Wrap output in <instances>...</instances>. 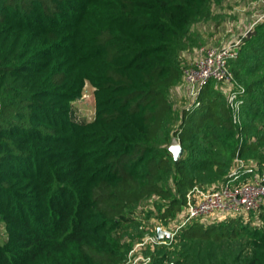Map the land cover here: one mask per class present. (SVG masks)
I'll return each instance as SVG.
<instances>
[{"label": "trees", "instance_id": "obj_1", "mask_svg": "<svg viewBox=\"0 0 264 264\" xmlns=\"http://www.w3.org/2000/svg\"><path fill=\"white\" fill-rule=\"evenodd\" d=\"M219 1L0 0V264H122L133 245L114 234L134 207L157 198L165 224L189 187L216 185L257 151L264 21L228 61L244 86L239 122L209 81L166 125L178 51ZM87 83L88 121L73 107ZM243 216L194 219L174 248L165 239L143 252L149 264H264V204Z\"/></svg>", "mask_w": 264, "mask_h": 264}, {"label": "built area", "instance_id": "obj_2", "mask_svg": "<svg viewBox=\"0 0 264 264\" xmlns=\"http://www.w3.org/2000/svg\"><path fill=\"white\" fill-rule=\"evenodd\" d=\"M262 2L264 3V0ZM263 20L264 12L257 14L254 21L247 26L244 34H247L258 22ZM236 44L238 41L220 47H199L193 64L182 69V78L191 94L193 93L192 97L196 95L200 87L209 81L228 85V94L225 95L226 103L231 109L233 121L238 123L244 89L235 87L236 82L228 69V61L237 57ZM263 204L264 170L250 164L232 166L227 177L214 186L204 188L193 184L189 187L184 195L182 210L171 221V227H160L170 234L168 238L170 241L182 226L194 219L221 221L228 217L246 215L249 211H257ZM157 227L154 230L139 227L145 232L142 234L141 240L129 249L123 264L150 263L151 257L145 255L143 250L147 246L153 247L166 242L165 238L157 239Z\"/></svg>", "mask_w": 264, "mask_h": 264}, {"label": "rangeland", "instance_id": "obj_3", "mask_svg": "<svg viewBox=\"0 0 264 264\" xmlns=\"http://www.w3.org/2000/svg\"><path fill=\"white\" fill-rule=\"evenodd\" d=\"M262 12H264V3L262 0H220L219 2H212L210 4L209 16L197 21L194 23V25H192L190 28L191 32H193L191 34L192 37L190 36V38L185 41L183 46L178 51V63L181 70L184 67L193 64V61L197 56V49L199 47H220L227 43L238 41V44L235 46L238 53L242 39L248 34H244L247 26L252 21H254L257 14ZM213 82L214 87H216L221 93L224 95L228 94V85H224L221 82ZM235 82V87H241L244 89V86L240 82L237 80H235ZM192 94L182 76L181 79L175 83V85L170 87L167 93V99L172 112L169 119H167V128L172 127L177 123V119H175L176 115L179 113V111H181V109H185L192 101V99L195 97H192ZM73 107L75 108V114L77 118H81L86 121L93 118L94 101L92 87L89 85V83L84 86L81 96L73 103ZM262 127L264 126L259 125L258 129ZM260 133L264 135V130L253 132L251 134L252 140L254 139V141H257L258 136L261 135ZM259 155H261L262 159L264 160V141L258 145L257 151H254V153H249L248 157H236L233 162V166H244L250 164L258 167L257 162L261 158ZM208 184L210 183H205L204 185ZM156 199L157 198L152 197L141 203L142 205L140 208H138V206L134 207V210H132L131 214L134 218L132 217L129 218V220L122 221L120 227L114 234L115 237L121 238L126 232L124 241H128L131 238V240L127 243L130 244L131 247L141 240L142 234L145 232L139 229L140 226L151 228L152 230H154V228L157 226L171 227V221L174 220L173 218L166 220V223L164 224V222L158 220L155 217L154 213L158 212L154 204ZM146 209H151L152 213L147 215L145 212ZM131 220H133L134 223H132ZM208 220L205 222H208ZM243 220L245 221L244 217ZM174 236L175 234L170 241L166 242L165 245L174 248V245L176 244ZM3 237L4 233L0 225V240H3ZM228 245V242H223L220 247L221 250L228 253ZM179 248L180 247L177 246V249ZM168 262L169 261H167L165 264H168Z\"/></svg>", "mask_w": 264, "mask_h": 264}, {"label": "water", "instance_id": "obj_4", "mask_svg": "<svg viewBox=\"0 0 264 264\" xmlns=\"http://www.w3.org/2000/svg\"><path fill=\"white\" fill-rule=\"evenodd\" d=\"M169 152L172 154L173 161H177V159L182 154V148L178 143L171 144L168 147ZM156 237L157 239H168L170 237V234L162 229L160 226L156 228Z\"/></svg>", "mask_w": 264, "mask_h": 264}, {"label": "bare ground", "instance_id": "obj_5", "mask_svg": "<svg viewBox=\"0 0 264 264\" xmlns=\"http://www.w3.org/2000/svg\"><path fill=\"white\" fill-rule=\"evenodd\" d=\"M232 60V59H231Z\"/></svg>", "mask_w": 264, "mask_h": 264}]
</instances>
